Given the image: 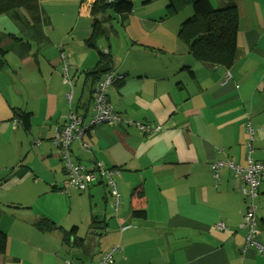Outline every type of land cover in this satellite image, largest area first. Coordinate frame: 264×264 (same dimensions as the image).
<instances>
[{"label":"crops","instance_id":"0c3cea01","mask_svg":"<svg viewBox=\"0 0 264 264\" xmlns=\"http://www.w3.org/2000/svg\"><path fill=\"white\" fill-rule=\"evenodd\" d=\"M155 1L144 0L141 9L135 3L134 12L116 29L117 40H125L122 50L101 43L98 48L108 51L111 70L125 76L107 91L113 109L136 123L161 126V131L142 133L135 124L107 123L86 131L83 140L88 148L78 142L71 148L74 162L88 171L97 174L101 166L120 173L112 176L121 197L117 211L112 208L108 178L99 177L84 194L91 204V222H106L105 231H89L105 244L97 263L104 253L121 246L113 254V264H264V255L255 247L245 248L243 225L250 200L243 195V177L221 167L216 178L213 170L215 163L226 161L246 168L249 157L264 163V0H236L237 55L229 69L201 64L187 53L178 36L191 22V9L190 19L170 24V18L179 19L189 9L170 14L163 4L155 9L144 6ZM23 9L14 12L28 15ZM39 9L48 43L31 45L24 60L9 52L3 70L10 68L14 76L17 66L37 70L42 86L26 92L11 88L0 70V137L27 134L33 151H40L38 157L48 159L53 190H61L57 183H65L67 173L62 152L52 142L54 130L72 112L85 122L92 116L96 84L86 72L96 67L99 56L84 55L93 49L85 42L92 29L84 37L86 28L79 36L77 24L65 23L58 29ZM63 29L74 36L72 44L61 36ZM112 37L105 41L108 45ZM62 55H66L67 74ZM18 109L30 114L28 131L17 121ZM12 170L11 176L18 179L33 173L23 162ZM257 192L258 237L264 244V182ZM124 226L129 228L123 230ZM78 234L77 228V237L63 240L66 258L62 251L44 252L52 256L49 264H85L70 256L74 248L87 252V239ZM13 262L0 255V264Z\"/></svg>","mask_w":264,"mask_h":264},{"label":"rangeland","instance_id":"374dc122","mask_svg":"<svg viewBox=\"0 0 264 264\" xmlns=\"http://www.w3.org/2000/svg\"><path fill=\"white\" fill-rule=\"evenodd\" d=\"M143 1L135 0L137 9L143 8ZM216 2L217 0H212L214 7H217ZM36 4L44 12L46 11L48 20L52 21L53 26L57 25L58 29L60 26L64 27L65 23L77 24L79 36L82 35L81 31L86 28L83 31V37L87 35L86 31L91 29L92 16L88 11V8L91 7L89 0L83 3L80 0H37ZM162 4L167 8L169 0H156L144 6L155 9ZM187 8L189 10L181 11L183 13H180L179 19L168 18L167 23L181 24L180 19H190V7ZM23 10L25 11V9ZM113 26L115 29H119L117 23ZM1 31L3 34H7L3 30ZM68 32L70 31L63 29L60 34H63L62 37H68L70 39L68 43L72 44L74 36L67 35ZM57 34L52 33V36L55 38L58 36ZM112 36L109 41L110 45L105 42V39L99 40L97 45L101 43L103 46H109L111 50H122L121 44L125 40L123 38L120 41L117 40L115 33ZM85 49H87L86 46ZM90 54L95 58L99 56L97 49L94 48L84 53V55ZM8 59L12 64L11 54ZM13 68L15 67L13 66ZM15 71L17 76L12 74L10 68L1 73L3 80L11 88L22 89L26 92L27 89L39 84L36 75L37 70L20 69L17 66ZM38 86L42 85L39 84ZM22 135L24 136L10 134L7 139L0 137V180H2V184H0V212L2 213L0 230L5 232L8 237V247L4 257L14 260L13 263L9 264H49L52 256L46 255L44 252L51 251L50 253L53 254L55 251H62V258H66L63 250V231L69 232L73 227H77L79 229L78 236L87 239L88 248L87 252L74 248L72 255H70L72 260L74 262L84 261L85 264H98V255L104 252L105 244L101 242L100 238L89 235L91 219L88 215L91 213V204L89 200L84 198L85 193L80 194L75 190L63 192L62 188L65 184L63 181L60 184L57 183L61 190H53L55 186L53 176L47 173L50 169L46 170L48 159L39 158L37 155L40 154L39 149H35L36 152L32 149V139H28L24 132ZM56 151L58 152L57 149ZM20 162L30 166L33 170V173L22 179L11 176L12 168ZM44 217L55 222L60 229L52 232L38 230L34 223Z\"/></svg>","mask_w":264,"mask_h":264},{"label":"trees","instance_id":"16d2710c","mask_svg":"<svg viewBox=\"0 0 264 264\" xmlns=\"http://www.w3.org/2000/svg\"><path fill=\"white\" fill-rule=\"evenodd\" d=\"M36 1L37 0H0V70L6 67V56L9 52H15L19 58L24 60L30 51L29 48H31V45L44 46L48 43V39L43 31L44 21L42 12L36 4ZM219 1L218 6L214 7L211 0H169L167 8L170 14H177L180 10H184V8L187 7H190L192 10L191 22L183 26L178 36L181 43L186 47L188 54L201 64L217 63L229 69L232 67L237 55L236 41L239 24V9L236 0ZM83 2H85V0H82L81 3ZM20 8H24L28 15L24 12H14ZM90 8L92 30L89 38L85 42L88 48H95L98 50L99 61L94 69L86 72V76L96 84L107 75L108 71L113 69L112 59L108 54L106 55L102 52L106 51V49L100 47L102 51L99 50L97 42L101 39L108 41L111 35L116 33L117 30L113 25L117 23L121 26L122 21L125 22V19L134 12L135 3L133 0H95ZM11 11H13L12 14L10 13ZM1 30L5 31L7 34H3ZM110 87L111 86H109L108 89ZM107 91L105 95L106 104L111 107L113 114L119 116L123 120L122 122L127 123L126 121L129 120L117 113L108 102ZM16 117L23 129L28 131L31 124L30 114L24 110L18 109V111H16ZM104 124L107 123H102L100 125ZM160 131H154V133ZM65 171L68 178V171L66 169ZM116 172L119 171L115 170V173ZM96 176V180L99 177L107 178V175H101L100 173H97ZM93 183L88 186L84 192H80V194L87 193L93 186ZM1 217L2 213L0 212V219ZM39 220L35 223V226L41 231L52 232L58 229L56 223L48 218ZM105 223L104 221L93 219L89 231L91 233L105 231ZM101 224L104 227H101ZM63 233V240L69 242L71 237H77V227H73L69 232L63 231ZM7 247V234L0 230V255L6 253Z\"/></svg>","mask_w":264,"mask_h":264},{"label":"built area","instance_id":"2783aa9c","mask_svg":"<svg viewBox=\"0 0 264 264\" xmlns=\"http://www.w3.org/2000/svg\"><path fill=\"white\" fill-rule=\"evenodd\" d=\"M104 53H107V51H104ZM62 60L65 62V73L67 74L68 64L66 55H62ZM124 79V75L117 74V72L113 70L108 71L107 75L100 82L96 83V87L94 89V113L88 122H85L80 114L72 112L67 117L64 125L57 127L54 130L52 142L58 149L61 150L64 168L68 171V178L65 182L63 192H68L70 190L84 192L88 186L96 181L97 176L94 171H88L84 165L74 162L71 148L75 142H78L82 148H88V145L85 144L83 137L86 131H89L94 126L102 123H120L123 121L119 116L113 114L111 107L106 104L105 95L109 86L119 83ZM67 82L71 84L68 80ZM126 122L128 124L137 125L142 133H150L160 131L162 129L161 126L151 127L149 125L136 123L131 120ZM249 130L252 134L251 127H249ZM221 167H228L232 169L236 175L243 177L246 183V187L243 189V195L246 199L250 200V203L248 204L245 213L243 225L244 228L247 229L245 248L255 247L262 255L264 254V245L258 238L259 231L257 228L258 221L256 217L257 205L254 200L258 196L257 191L260 184L264 182V163H257L250 157L248 158V165L246 168L237 166L233 161L215 163L213 165V170L216 178L219 177L218 172ZM98 173L101 175H107L109 180L108 185L111 187L112 193V208L117 211L120 205L121 197L117 191V185L112 179L115 171H108L100 166L98 168ZM116 173L120 174L119 172ZM127 228L129 227H122L123 230ZM119 250H122L121 246L114 247L110 252L104 253L100 259V264H113V254Z\"/></svg>","mask_w":264,"mask_h":264},{"label":"clouds","instance_id":"9594fccd","mask_svg":"<svg viewBox=\"0 0 264 264\" xmlns=\"http://www.w3.org/2000/svg\"><path fill=\"white\" fill-rule=\"evenodd\" d=\"M102 52L104 53V51H102ZM104 54H106V55H107V54H108V51H107V53H104Z\"/></svg>","mask_w":264,"mask_h":264}]
</instances>
